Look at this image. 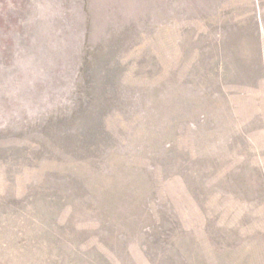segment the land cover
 I'll return each mask as SVG.
<instances>
[{
  "label": "rangeland",
  "instance_id": "1",
  "mask_svg": "<svg viewBox=\"0 0 264 264\" xmlns=\"http://www.w3.org/2000/svg\"><path fill=\"white\" fill-rule=\"evenodd\" d=\"M0 264H264V0H0Z\"/></svg>",
  "mask_w": 264,
  "mask_h": 264
}]
</instances>
